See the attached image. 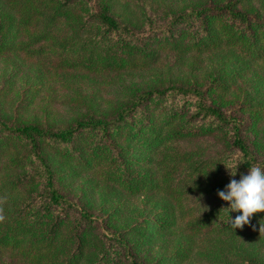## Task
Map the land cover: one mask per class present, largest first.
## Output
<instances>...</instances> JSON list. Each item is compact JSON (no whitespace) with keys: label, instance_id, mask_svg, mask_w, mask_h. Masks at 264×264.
I'll return each mask as SVG.
<instances>
[{"label":"trees","instance_id":"16d2710c","mask_svg":"<svg viewBox=\"0 0 264 264\" xmlns=\"http://www.w3.org/2000/svg\"><path fill=\"white\" fill-rule=\"evenodd\" d=\"M210 1L0 0V56L41 71L89 79L162 60L194 59L200 72L212 62L204 83L163 78L106 107L94 97L63 124L22 122L12 112L32 102L26 95L11 109L9 80L0 90V264H195L184 244L173 255H140L178 221L192 252L197 239L217 251L213 264H264V211L233 229L228 220L240 213L217 194L249 167L264 168V0ZM204 135H220L229 152L205 156L186 144ZM85 174L94 189L102 181L113 194L144 197L150 210L122 227L104 196L97 204L86 191L85 201L66 193ZM197 195L215 200L203 209Z\"/></svg>","mask_w":264,"mask_h":264},{"label":"rangeland","instance_id":"374dc122","mask_svg":"<svg viewBox=\"0 0 264 264\" xmlns=\"http://www.w3.org/2000/svg\"><path fill=\"white\" fill-rule=\"evenodd\" d=\"M157 5L169 7V4L185 5L190 7L194 4L207 5L210 0H150ZM210 1V2H209ZM23 58V57H22ZM194 59H188L184 65L179 66L171 61H161L154 65L148 71H127L123 75L118 76V73H112L105 78L90 77L89 79L82 76H72L65 73H48L41 71L40 65L35 61L23 58L18 60L12 55L0 56V90H4L8 86V81L16 82L15 86L10 92L12 96L13 105L11 109L17 106L21 98L27 95L30 104L29 111H23V107H19L13 111L22 122L24 121H42L60 123L68 122L73 118L80 109L83 108L84 103L91 102V98L98 97L102 101L103 106H110L117 104L120 98H126L128 94L134 91V88H146L147 85L155 83L154 81L163 80V78L173 79L177 82H186L189 85L191 82L204 83L206 79L207 70L211 69V59L204 60V70L200 72L198 67L193 66L191 63ZM260 65V64H259ZM260 68H258V71ZM45 72V73H44ZM18 73V75H16ZM16 75V76H15ZM250 74L247 73L246 80ZM15 76V77H13ZM16 78V79H13ZM145 86V87H144ZM235 92V89L233 90ZM234 96V95H232ZM231 96V97H232ZM240 103L235 100L231 101L228 106L235 108ZM83 105V106H82ZM246 117V116H245ZM60 121V122H58ZM46 124V123H45ZM252 134V133H250ZM186 144L191 148H201L205 156H213L217 153L229 152V146L226 141L222 140L219 136H199L194 139L186 141ZM95 181L92 180L90 174H85L82 177L75 179L72 182H67L64 185V190L75 199L84 200V192L88 194L91 200L97 204L103 202L102 196L110 202V207H114L120 212L119 222L122 227L127 226L133 214L138 209L141 211L150 210V204L145 203L144 197H134L132 199L121 196L120 194H113L111 190L106 187L107 184L100 181L99 191L98 188L94 189ZM107 188V189H105ZM102 190V192H101ZM101 194V195H99ZM100 196V197H99ZM215 199L207 198L204 196H194L192 202L198 204L200 208H208ZM182 224L178 221L176 226L171 230L169 236L154 241L146 245L140 252L141 256L148 257H164L169 254H174L181 244H184L186 251L190 253L195 264H213V257L217 256V251L206 241L196 240L197 247L194 248L196 257L194 258L193 252L188 245L189 236H184V232L180 229ZM186 234V233H185ZM183 246V245H182ZM145 258V260H147ZM189 261V260H188Z\"/></svg>","mask_w":264,"mask_h":264},{"label":"clouds","instance_id":"9594fccd","mask_svg":"<svg viewBox=\"0 0 264 264\" xmlns=\"http://www.w3.org/2000/svg\"><path fill=\"white\" fill-rule=\"evenodd\" d=\"M229 175L235 177L238 165L232 167L226 166ZM218 196L228 202L230 212H238L233 219L230 216L228 224L231 228H243L245 224L250 223V218L254 213L264 211V168L259 166L249 167L247 174H241L237 180L230 179L223 190H218ZM255 228V225H253ZM260 233H264V223H260Z\"/></svg>","mask_w":264,"mask_h":264}]
</instances>
